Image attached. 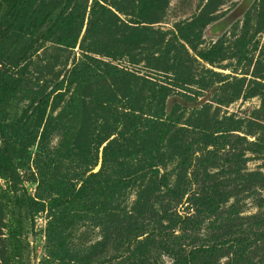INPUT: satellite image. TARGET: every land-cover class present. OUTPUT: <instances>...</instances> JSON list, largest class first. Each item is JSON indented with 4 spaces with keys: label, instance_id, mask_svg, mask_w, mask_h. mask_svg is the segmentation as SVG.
Here are the masks:
<instances>
[{
    "label": "trees",
    "instance_id": "trees-1",
    "mask_svg": "<svg viewBox=\"0 0 264 264\" xmlns=\"http://www.w3.org/2000/svg\"><path fill=\"white\" fill-rule=\"evenodd\" d=\"M224 1L165 30L169 0H0L5 264H26L41 213L39 264H264V197L251 222L225 210L264 189L247 170L264 168V61L236 74L264 0Z\"/></svg>",
    "mask_w": 264,
    "mask_h": 264
},
{
    "label": "rangeland",
    "instance_id": "rangeland-1",
    "mask_svg": "<svg viewBox=\"0 0 264 264\" xmlns=\"http://www.w3.org/2000/svg\"><path fill=\"white\" fill-rule=\"evenodd\" d=\"M206 0H169L166 16L163 18L159 26L162 29H172L174 24L182 19L190 17L194 14L197 9L205 3ZM240 0H225L224 4L219 7V13L226 11L233 4L237 3ZM255 31V30H254ZM252 47H250V55L252 57V66L250 68H246L245 65L241 64L238 66V70L236 71L237 75H242L243 73H249V71H253V66L258 61H264V32H254L252 33ZM229 38V36H228ZM214 38L209 34H205L204 37V46L208 45L213 41ZM192 54V53H191ZM234 64L232 60L226 61L223 65H227L228 69L220 70L224 74L233 73ZM203 65H206L202 63ZM235 74V73H234ZM260 106V101L258 98H253L247 101H237L223 110H226L228 113H235L237 115H243L244 112H250L255 108ZM241 135V134H239ZM1 145V140H0ZM34 152V149H33ZM262 163L258 161H251L248 163L247 170L250 171H258L261 170L264 172V168H262ZM24 179H30L28 176H25ZM25 187L28 193L32 196L35 195V187L36 185L32 183L30 180L25 182ZM232 195L230 200L225 205V210H229L230 206L234 205V209L237 210L241 219H236L235 225L238 223L251 222L250 218L253 216H258L261 218L263 216V210L257 207L258 199L261 196L264 197V189L261 191H229ZM186 206L179 207V210L186 211ZM34 230L32 235L28 237L29 242V250L27 253L26 264H39L42 257L45 254L44 245H45V237L44 230L46 225V215L38 214L35 217L34 221ZM91 238L94 240L99 239L98 231H94L91 235ZM7 241H6V230H5V216L2 207L0 206V264H5V257L7 256ZM113 255V251L108 249L101 256L104 261L110 262V257ZM222 263V260H221Z\"/></svg>",
    "mask_w": 264,
    "mask_h": 264
},
{
    "label": "water",
    "instance_id": "water-1",
    "mask_svg": "<svg viewBox=\"0 0 264 264\" xmlns=\"http://www.w3.org/2000/svg\"><path fill=\"white\" fill-rule=\"evenodd\" d=\"M101 162L99 161L98 165L96 166V168L93 170V172L98 171V169L100 168Z\"/></svg>",
    "mask_w": 264,
    "mask_h": 264
}]
</instances>
